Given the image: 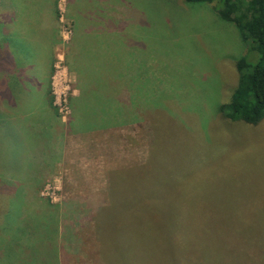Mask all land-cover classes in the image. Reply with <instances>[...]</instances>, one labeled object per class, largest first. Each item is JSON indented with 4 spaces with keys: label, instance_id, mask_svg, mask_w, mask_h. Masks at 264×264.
I'll use <instances>...</instances> for the list:
<instances>
[{
    "label": "rangeland",
    "instance_id": "obj_1",
    "mask_svg": "<svg viewBox=\"0 0 264 264\" xmlns=\"http://www.w3.org/2000/svg\"><path fill=\"white\" fill-rule=\"evenodd\" d=\"M214 6L0 0V264H123L126 218L142 248L178 234L208 264H264V121L219 111L255 58ZM107 75L111 101L83 94Z\"/></svg>",
    "mask_w": 264,
    "mask_h": 264
},
{
    "label": "trees",
    "instance_id": "obj_2",
    "mask_svg": "<svg viewBox=\"0 0 264 264\" xmlns=\"http://www.w3.org/2000/svg\"><path fill=\"white\" fill-rule=\"evenodd\" d=\"M186 3H199L206 2L209 4H215L214 11L218 17L225 21L232 23L239 30L240 36L247 47V52L255 58L254 61H249L246 55L241 56L236 62V69L238 72L237 86L231 94L227 102L222 103L219 106V111L222 116L231 121H242L246 124L255 126L264 121V0H184ZM255 54V56H254ZM106 80L98 78L101 82L98 87L87 86L86 89H82L84 95L87 93H96L105 101H111L114 97L111 95L110 84L115 85L120 83V79L125 78L123 76L107 75ZM110 79L111 83H107ZM130 89V87H129ZM99 90V91H98ZM94 100L87 102L88 109L90 110L96 105ZM123 109V108H122ZM130 109V108H129ZM111 112L108 108L103 112L102 116H97L92 120L98 121L103 116ZM84 114L80 112V116L77 118V122L82 124L84 121H90V119L84 118ZM27 190V189H26ZM187 196V195H186ZM183 196L178 203H171L167 207L170 211H181L186 216L190 206ZM102 207V206H101ZM110 207V206H109ZM108 207V208H109ZM105 208V207H103ZM198 208H202L203 217L196 218V224L205 226L207 220V212H205L204 205H191L192 215L195 214ZM127 221L119 222L116 226V232L118 234L120 245L121 239L129 240L134 243V247L127 251L121 257L123 264H138L136 260L142 262L145 257L148 260L144 264H189L186 257L189 253H195L199 257L195 261V264H208L210 259L207 257L205 250V241H193L192 239H183L177 234L174 237H166L161 240L149 239L146 245L142 248L139 240L135 235L129 233L127 225L129 224V218ZM184 223V222H183ZM202 239H206L207 235H200ZM136 242V243H135ZM187 247H193L189 250ZM216 248V247H215ZM143 251V252H141ZM153 251H155L153 253ZM162 252V253H161ZM142 255L141 258L138 256ZM204 255V256H203ZM133 256L136 260H134ZM166 258L165 261H162ZM200 260L202 262L200 263ZM217 261H215L216 263ZM221 262V261H219ZM216 263V264H219Z\"/></svg>",
    "mask_w": 264,
    "mask_h": 264
}]
</instances>
